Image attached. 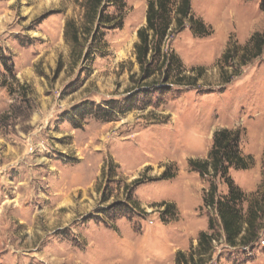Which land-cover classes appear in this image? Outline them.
Wrapping results in <instances>:
<instances>
[{
  "label": "rangeland",
  "instance_id": "obj_1",
  "mask_svg": "<svg viewBox=\"0 0 264 264\" xmlns=\"http://www.w3.org/2000/svg\"><path fill=\"white\" fill-rule=\"evenodd\" d=\"M89 1L0 0V264H175L214 215L211 178L188 161L220 128L253 158L229 170L243 210L264 191V46L253 57L249 43L264 33L261 0H191L207 36L177 30L171 12L163 49L180 64L152 60L145 80L134 44L147 0L105 4L102 24ZM258 227L231 247L216 222L207 264H264V211Z\"/></svg>",
  "mask_w": 264,
  "mask_h": 264
},
{
  "label": "trees",
  "instance_id": "obj_2",
  "mask_svg": "<svg viewBox=\"0 0 264 264\" xmlns=\"http://www.w3.org/2000/svg\"><path fill=\"white\" fill-rule=\"evenodd\" d=\"M113 3V0H90L87 18L89 23L98 21L106 23L104 18L105 4ZM264 7V0L260 2ZM172 0H147L145 12V24L137 29L138 41L134 44L135 58L139 64L141 79L145 80L156 73L151 69L152 60L159 61V66L169 69L174 61L180 64L173 51L163 49L167 38L172 32L171 12L177 30H181L185 23L189 24L191 31L199 36L211 34V29L202 20L196 18L191 9V0H178L172 7ZM77 40L76 33L73 34ZM254 50L252 56L256 57L262 52L264 46V33L255 32L249 39ZM247 45L243 46L246 48ZM236 44L232 43L223 53L226 59L229 50L236 51ZM161 68L159 70H161ZM192 71H201V67L192 68ZM168 77L167 72L163 73ZM196 76V75H195ZM177 77V76H176ZM181 78H190L189 76ZM182 80V79H181ZM240 131L228 128H220L214 131L212 145L206 159H189V165L198 171L201 176L208 175L209 186L203 195V204L214 212L208 218L207 230L198 234L197 245L188 251L178 250L175 254V264H207L214 254V242L216 241V222L221 226L226 243L235 247L238 244L249 245L258 238V220L261 218L264 208V191L258 199L248 201L246 210H243V202L247 195L235 183L229 170L249 169L253 165L250 155H243L240 147ZM171 177V175H168ZM216 178L221 179L228 188L227 194H218ZM163 207L162 214H169L174 210V203L161 201L157 204Z\"/></svg>",
  "mask_w": 264,
  "mask_h": 264
}]
</instances>
